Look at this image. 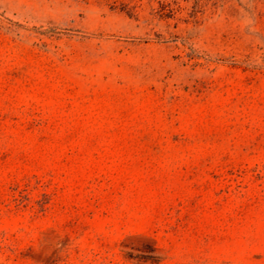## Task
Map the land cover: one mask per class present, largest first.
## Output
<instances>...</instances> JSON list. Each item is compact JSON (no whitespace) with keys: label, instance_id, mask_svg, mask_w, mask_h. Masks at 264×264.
<instances>
[{"label":"rangeland","instance_id":"374dc122","mask_svg":"<svg viewBox=\"0 0 264 264\" xmlns=\"http://www.w3.org/2000/svg\"><path fill=\"white\" fill-rule=\"evenodd\" d=\"M0 264H264V0H0Z\"/></svg>","mask_w":264,"mask_h":264}]
</instances>
